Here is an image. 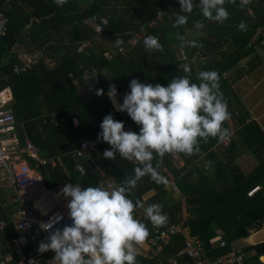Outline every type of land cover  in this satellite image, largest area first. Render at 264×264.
I'll return each mask as SVG.
<instances>
[{
    "label": "trees",
    "instance_id": "1",
    "mask_svg": "<svg viewBox=\"0 0 264 264\" xmlns=\"http://www.w3.org/2000/svg\"><path fill=\"white\" fill-rule=\"evenodd\" d=\"M198 2L194 0L197 5ZM224 6L229 19L223 24L205 19L197 6L187 14L186 25L173 28L175 14H182L178 0H66L62 6L54 0H0V10L8 25L0 38V90L9 88L11 92V101L5 108L15 118L20 145L27 138L43 158L52 161L37 167L47 190L68 183L93 187L102 182L119 185L134 175L138 162L122 159L119 154L114 160L105 159L102 154L110 146L97 139L100 124L109 114L125 126H134L139 133V127L127 113L114 108L107 95L110 84H115L116 99L122 104L132 79L167 86L174 77L188 75L184 72L186 64L191 68L189 78L194 83L199 82V71L219 73L220 90L228 102L232 122L225 121L223 127L231 135L224 141L216 138H209L207 143L201 141L197 155L177 153L182 161L180 167L166 154L162 160L153 161L154 166L158 164L161 182L149 176L138 181L129 198L134 202L140 200L145 207L160 204L168 221L159 228L181 225L179 232L163 244L161 254L148 259L138 251L145 249L154 226L143 209L137 208L135 218L150 232L137 247L138 264H168V259L192 236L201 239L210 259L241 248L244 264H264L260 261L264 256V239L243 247L238 244L250 238L253 230L264 227V130L233 90L236 82L251 75L264 62V0H250L254 19L247 15L246 6L240 7V0ZM195 20L204 27L195 29ZM241 21L247 25L245 31L238 30ZM97 26L101 27L99 32ZM138 32L159 37L163 51L146 50L144 38L131 44ZM176 33L195 39L201 46L182 47ZM102 36L122 40L121 49L114 46L106 49L100 41ZM83 43L89 44L79 50ZM35 50H42L44 58L31 70L16 75L13 66ZM88 71L94 73L91 79L85 77ZM98 89H103V96L95 94ZM80 140L94 141L96 150L75 158L72 152ZM246 152L257 161L247 173L238 164ZM209 161L211 166H207ZM77 165L84 167L87 175L81 176ZM166 165H171L177 176L172 179L178 188L176 196L166 185L170 179L163 170ZM255 187L256 191L248 196ZM5 196L0 189V219L8 222L0 231L2 254L8 252V242L17 236L10 216L2 209ZM218 239L225 246L219 247ZM185 261L191 262L182 260Z\"/></svg>",
    "mask_w": 264,
    "mask_h": 264
},
{
    "label": "clouds",
    "instance_id": "2",
    "mask_svg": "<svg viewBox=\"0 0 264 264\" xmlns=\"http://www.w3.org/2000/svg\"><path fill=\"white\" fill-rule=\"evenodd\" d=\"M62 6L66 0H54ZM250 0H240V7H245ZM182 14H175L173 28L188 23L189 15L197 6L202 16L223 24L229 19L226 3L235 4L236 0H178ZM199 30L204 25L193 21ZM238 30L245 31L247 25L241 21ZM175 38L182 47L196 48L201 45L179 33ZM115 43H123L119 38ZM148 51H163L159 37L147 35L143 40ZM185 76L174 77L167 86L159 83H141L132 79L130 91L124 94L123 103L116 100L117 89L110 84L108 97L114 108L126 112L139 127V133L125 131V125L111 114L106 115L100 124L98 141L110 146L103 152L105 159L114 160L116 155L122 159L138 162L133 169L134 175L126 177L119 185L102 182L99 185L83 186L80 183L66 184L58 195L67 201L66 207L71 220L70 225L51 231L63 216L50 218L49 223L40 227L49 231L47 242L38 246L40 253L52 251L54 258L49 264H138L137 247L149 237L150 232L141 220L135 218L137 208L143 209L144 215L153 226H164L168 216L163 213L160 204L145 207L140 200L135 202L129 197L137 183L145 176L161 182L154 160H162L166 154L183 153L193 156L200 153V142L207 143L209 138L219 141L227 139L231 133L223 127L230 119L228 102L220 90L219 73L199 71L198 83L189 78L191 68L184 65ZM98 97L104 95L103 89L96 90ZM212 162H207L211 166ZM81 176L87 175L86 169L77 165ZM54 191V190H51ZM142 254V253H140Z\"/></svg>",
    "mask_w": 264,
    "mask_h": 264
},
{
    "label": "built area",
    "instance_id": "3",
    "mask_svg": "<svg viewBox=\"0 0 264 264\" xmlns=\"http://www.w3.org/2000/svg\"><path fill=\"white\" fill-rule=\"evenodd\" d=\"M5 1L10 2L11 0ZM246 7L247 15L254 19L250 2ZM102 22L105 23L106 21L102 20ZM152 24H155V22H152ZM7 28V18L0 10V38L7 32ZM100 29V26L96 27L98 32ZM145 36L147 35L144 32H138L130 43L135 44ZM88 44L83 43L79 50H83ZM43 58L44 53L42 50H35L30 54H26L20 64L13 66V72L19 75L29 71ZM93 74L92 71H88L85 77L91 79ZM10 101L11 92L9 88L0 90V175H2V181L5 183V189L9 191V194L3 197L5 201L2 204V209L10 216V222L17 236L8 242V252L6 254H2L0 251V264H49L55 253L52 251L40 253L38 251L39 244L42 241L47 242L50 235V232L43 230L40 225L41 223H49L50 218L57 215L63 216V219L55 224L51 231L70 225L71 220L66 207L67 201L63 196L54 192L56 196L51 195V192L43 194L42 197L39 196L40 193L46 191V188L42 185L37 167L52 163V161L43 158L39 149L29 139L26 138L24 144L20 145L15 133V118L5 108ZM72 121L74 126L78 125L76 118H73ZM124 130L137 133L135 127L131 125H126ZM95 150L96 144L94 141L80 140L72 154L75 158H79ZM170 158L171 160H177L179 156L173 152L170 153ZM28 159L35 167L31 166ZM166 185L174 192L178 190L172 181H167ZM257 188L255 187L249 191L248 196H251ZM7 225L8 222L0 219V231ZM180 226L178 224H172L165 228L154 226L152 236L142 254L148 259L158 257L163 250V244L179 232ZM218 241L219 247L225 246L222 240L218 239ZM32 245L37 246V248L31 247ZM243 258L242 249L236 248L221 258L210 259L201 239L198 236H192L185 240L183 247L179 249L175 256L168 259V264H244ZM183 259H188L191 262H182Z\"/></svg>",
    "mask_w": 264,
    "mask_h": 264
},
{
    "label": "rangeland",
    "instance_id": "4",
    "mask_svg": "<svg viewBox=\"0 0 264 264\" xmlns=\"http://www.w3.org/2000/svg\"><path fill=\"white\" fill-rule=\"evenodd\" d=\"M105 20V19H103ZM100 41L102 43V45H104V47L106 49H110L111 47L113 48H119V45L117 43H115V39L114 38H108L107 36H102V38H100ZM133 44V43H131ZM242 64V63H241ZM258 81V85H257V89L254 90L253 95L250 92V89L253 88L251 87L252 83ZM252 82V83H251ZM245 91H246V97L247 98V106H250L251 103H257L260 106L263 107L264 105V101H261V97L263 96L264 93V62L261 64L260 67H258L246 80H245V87H244ZM262 103V104H261ZM116 109V108H115ZM229 124H232V122L230 121V119L228 120ZM174 165H176L177 167H180L182 165V161L180 159L177 160H173L172 162ZM238 164L241 168V170L245 173L249 172L250 170L253 169V167L257 164V161L255 159V157L246 152L244 155H242L239 159H238ZM167 170V174L169 175V181H172V179L176 178V174H175V170L173 169V167L171 165H166V167H164ZM166 172V171H165ZM0 189L3 190V192L6 193V195H8L9 191L7 189H5V183L2 181V175H0ZM62 187L54 189V193L59 194L61 191ZM178 191V190H177ZM175 192L174 196L178 195V192ZM44 193H40L39 196L42 197ZM50 195V194H49ZM26 196V195H25ZM50 197L53 198V196L50 195ZM259 239H264V227H261L260 229L257 230H253L251 232V237L246 239L245 241H242L240 243H238L240 245V247L252 244L255 240H259ZM138 251V250H137ZM138 253H144L143 250H139ZM260 261L262 262L263 260L260 258ZM264 263V261H263Z\"/></svg>",
    "mask_w": 264,
    "mask_h": 264
},
{
    "label": "crops",
    "instance_id": "5",
    "mask_svg": "<svg viewBox=\"0 0 264 264\" xmlns=\"http://www.w3.org/2000/svg\"><path fill=\"white\" fill-rule=\"evenodd\" d=\"M242 64L239 65V67L241 66ZM250 76V75H249ZM249 76H246L244 77L243 79L239 80L238 82H236L234 85H233V90L234 92L236 93L237 97L240 99V101L243 103V105L246 107V109L249 111L251 117L256 120V122L261 126V128L264 130V105L263 107L260 108V106H257L259 105L258 102L255 104V103H251L250 106H247V98L245 99L246 97V91L244 89L245 87V80L249 77ZM252 83V82H251ZM258 81H255L252 83L251 88L250 89V92L251 94L253 95L254 93V90L257 89V85H258ZM117 100V99H116ZM261 101L263 102L264 101V93H263V96L261 97ZM118 102V101H117ZM119 103V102H118ZM113 104V103H112ZM262 104V103H261ZM164 171L167 172L166 169H163ZM1 184V183H0ZM64 186H62L63 188ZM46 191V194H48V192H51V195H53V191H49L47 189H45ZM56 196V194L54 195ZM0 245H2V243L0 242ZM6 245V244H5ZM146 248V247H145Z\"/></svg>",
    "mask_w": 264,
    "mask_h": 264
},
{
    "label": "bare ground",
    "instance_id": "6",
    "mask_svg": "<svg viewBox=\"0 0 264 264\" xmlns=\"http://www.w3.org/2000/svg\"><path fill=\"white\" fill-rule=\"evenodd\" d=\"M52 194L55 195L54 193H52ZM260 258L264 261V256H261ZM263 261H262V262H263Z\"/></svg>",
    "mask_w": 264,
    "mask_h": 264
}]
</instances>
